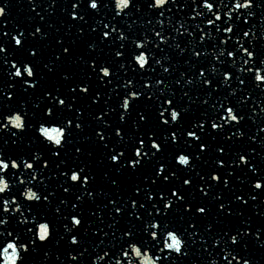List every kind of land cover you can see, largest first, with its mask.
I'll list each match as a JSON object with an SVG mask.
<instances>
[{
  "label": "snow or ice",
  "instance_id": "6c2138e0",
  "mask_svg": "<svg viewBox=\"0 0 264 264\" xmlns=\"http://www.w3.org/2000/svg\"><path fill=\"white\" fill-rule=\"evenodd\" d=\"M82 2L83 0H74L71 3L72 11L61 9L75 22L69 23L68 27H75L77 36L68 41L67 45L62 38H57L56 43L60 46V51L54 54L53 59L43 64L48 73L54 72L64 57H72L73 48L84 35V28L80 25H87L88 21L85 18L87 12L83 11L82 14ZM55 3L56 0H52L45 10L50 12ZM110 3L114 11L111 20L107 23L96 20L89 30L91 33L99 31V43L107 44L112 59L98 62V57L84 60L82 56H78L76 59L87 65L90 72L85 73L80 82L69 85L66 95L61 93L59 87L54 91H44L43 97H38L37 102L32 104V110L28 109L27 100L17 98V88L30 98L37 87H42L41 81L45 76L42 73L38 75L35 67L40 62L36 59L40 49L26 48L25 42L28 37H38L44 41L49 33L37 25L34 31L27 32V35L25 30L12 35L14 45L26 50L29 57L33 58L31 60L13 58L6 47L0 44V62L10 64L13 69L6 73L10 82L0 86V134H8L7 138L0 136L4 144V147H0V229H3L0 230V264H29L30 256L40 250V245H47L56 231L48 211H51L58 221L63 222L61 226L63 233L67 234L68 244L76 249H83L76 255L69 251V261L84 264L83 257L89 249L84 246L86 241L81 236L80 229L86 223H91L84 220V207L87 202L94 204L96 196L99 195L107 198V204L103 205V208L108 209L111 218L108 228L116 229L108 242L109 249H115L111 252L108 264H179L190 255L191 246L196 243L194 237L199 235L201 246L204 247L205 235L213 230L214 225L208 223L201 232L200 225L196 222L197 217L206 218L211 209L203 203L193 207L189 200L191 192L186 196L183 191L184 187L192 188V177L183 179L180 186L168 188L167 185L180 179L178 172L181 169L185 172L195 169L193 161L201 160V154L209 152V140L215 141L219 138L235 141L245 136L246 133L239 127L245 119V116L240 114V106L250 93L246 92V95L237 99L235 106L229 102V97H235L238 91H246L240 89L239 85L246 84L249 74L253 90L259 89L261 94H264V55L257 51V43L264 41V27L260 28L257 35L256 25L249 26L250 20L255 16L251 9L261 5L256 4L255 0H231V7L225 0H191V13L177 19L176 15L171 14L170 5L177 6L178 0H146L149 11L145 15L154 12L155 16L147 21L149 27L145 31L130 36L113 21L117 17L131 16L133 8L140 12L145 4L137 0H110ZM9 6L8 0L0 3V18L7 14L6 9ZM187 7L185 0L184 4L178 5L177 14ZM108 8L109 2L87 0V9L96 14ZM36 15L41 21L45 20L40 13ZM120 23L125 21L122 19ZM260 23L264 25V16L260 17ZM48 27L52 25L49 24ZM141 27L145 25L142 24ZM132 29L133 25L127 24V30ZM3 35L7 37L8 33ZM260 47L264 48V43H261ZM87 49L89 52L103 51L98 48L95 40L87 44ZM170 52H174L177 58H183V64L187 68V71H179V78L171 83L169 78L178 70L179 60L174 61ZM113 65H116L115 69ZM246 65L248 67H245ZM81 71L83 72V69ZM93 75L99 82V88L109 89L108 94L98 88L89 95L92 91L90 81ZM61 79L70 81L73 77L62 73ZM233 80L237 82V87H232ZM117 81L122 83L117 84ZM172 84L180 86L182 90L185 87L207 90L203 93V99L199 100L204 110L187 126L185 124L192 112L191 105L196 101L192 100L188 91H182L178 98ZM225 89L227 94L223 95ZM214 93H221L223 96L222 100L220 95L215 97L221 101L218 106L210 104ZM105 95L107 98L104 99V109L93 119L101 125L95 132L97 143L102 150H106V159L116 174L115 178H111L107 172L104 173L105 179L116 187V197L102 190H91L90 186L96 177L86 164L81 162L68 166L67 160L61 159L62 154L67 155L65 150L72 144L70 138L74 131H84L83 109L74 107L77 100L87 98L90 107L98 104ZM113 97L117 100L116 106L110 103ZM185 98L188 102L181 103ZM44 100L48 103L41 108ZM133 110L136 111L138 119L132 121V131H125L119 125L128 122ZM37 111L42 113L39 118ZM252 111L255 112V108ZM73 112L74 116L65 115ZM260 112L264 113V108H261ZM113 114H118V126L115 128L106 118ZM248 118L252 119L251 116ZM253 122L255 123L254 120ZM233 127L236 128L234 132ZM30 132L33 135L26 140V134ZM258 132H264V127L259 128ZM249 140L255 141L256 135L250 136ZM37 142L45 145L49 158L58 160L55 165L57 169H65L59 172V176L64 178L59 187L65 194L73 193L74 202L61 198L57 204H52L51 197L55 196V191L48 190L49 185L42 175L50 167L49 158H45L40 150L32 149V145ZM21 145H24V148H21ZM261 145L264 146V137L261 138ZM7 147L20 150L6 154ZM173 147L175 152L169 155L174 159V165L169 167L165 162L164 153ZM188 149L196 150L189 152ZM251 151L254 149H249V152ZM81 152L80 147L75 148V159L79 158L78 154ZM215 152L218 154L213 161L216 169L206 177L196 172V176L203 182L198 186V190L205 197L213 187L219 186L221 181L223 187L227 188L231 183L229 178L237 168L247 166L253 174L258 173L257 168L251 164L250 157L242 152L233 153L236 158L229 159L227 163L224 158V144L217 145ZM88 155L91 156L92 153L89 152ZM149 165L153 166L154 171L133 182L130 194L121 197L118 177L124 173L129 177L138 176L140 171ZM220 170L224 172L223 177ZM37 180L39 183L34 184ZM251 187L253 190L264 192V175L258 174ZM194 199L192 197V200ZM212 199L221 201L217 205L219 213L227 216L234 214L229 207L230 202L224 200L222 192H217ZM234 199L248 203L241 195L234 196ZM249 199L254 201L257 196L251 195ZM36 206H43L47 211H34ZM96 208V211L90 209L89 214L99 218L101 206L97 205ZM26 212L28 215H25ZM185 214L186 224L183 223L186 220ZM177 215L179 226L173 222ZM13 216L16 226L8 230ZM125 216L132 219L127 222V227L121 230L118 225ZM88 231L85 227L84 232ZM97 232L105 238L109 236V233L102 229L93 230L92 235L95 236ZM249 235L254 236L255 240L264 246L261 241L264 228L261 227L256 228L255 232L244 227L235 229V234L228 231L217 233L211 244L213 248L222 246L220 251L227 264H233L234 260L237 264H251L249 258L240 256L235 247H230L242 245L244 238ZM64 239L65 235H60V240ZM113 241L116 243L113 244ZM88 243L91 244V241ZM103 243L104 240H101L100 244ZM204 250L208 251L207 247H204ZM48 255V252L44 253L46 259ZM208 255L211 258L206 264H219L211 252H208ZM106 257H110L109 250L95 256L92 264H99ZM57 259L59 260V257Z\"/></svg>",
  "mask_w": 264,
  "mask_h": 264
},
{
  "label": "water",
  "instance_id": "95a60500",
  "mask_svg": "<svg viewBox=\"0 0 264 264\" xmlns=\"http://www.w3.org/2000/svg\"><path fill=\"white\" fill-rule=\"evenodd\" d=\"M74 0H56V3L52 5L51 11H46L45 9L52 3V0H8L9 7L6 9V15L3 18H0V44H3L8 53H11L13 58L17 60H31L32 57H29L26 50H21L17 46L14 45L11 37L12 35L17 34L20 30H25V35L27 32L34 31L37 25H40L44 31L49 33V36L46 40L41 41L37 37L33 39L32 37H28L27 41L25 42V46L27 47H38L40 49V54L36 59H39V63L35 65L37 69V73L43 74L45 79L41 81L42 87H37L34 93H31V96L27 94L21 93L19 91V87L17 88V98L24 99L28 101V109L32 110V104L37 102L38 97H43V92L54 91L56 87L61 89L62 94H67V88L69 85L75 84L80 82L82 78L85 77V73L90 72V69L87 65L82 64L76 58L78 56H82L84 60H91L93 58L98 57V62L100 60L107 61L112 59L111 52L107 44H100L99 43V31L96 33L90 32V26L94 24L96 20H102L103 22L107 23L111 20L112 16L114 15V11L112 10V5L110 0H103V2H109L108 9H102L100 14L94 13L92 10L87 9V0H83L81 3L82 14L83 11L87 12L86 20L88 21L87 25H80L84 28V35L77 41V45L73 48V55L71 58L64 57L60 66L52 73H48L46 69L43 68V64L47 63L49 59L54 58V54L60 51V46L56 43L57 38H62L67 45L68 41L75 39L77 36L76 28L73 27L69 29V23H75L70 20L68 13L62 11V8H67L68 11H72L71 3ZM137 2L145 4L144 7L141 8L140 12H136L135 9H131L132 15L131 16H122L117 17L114 23H116L119 27L126 31V34L132 35L133 33L139 34L141 31H145L147 27V21L155 16V13H151V15H145L149 10L146 7V0H137ZM215 2V0H214ZM225 2L231 7V0H225ZM0 3H3V0H0ZM185 0H178V5L184 4ZM188 7L185 9H181L180 12L177 14V6L172 7V15H176L177 19L181 16H184L192 11L191 0H187ZM256 4H260L261 7H253L251 9L255 12V16L250 20V25H256V33L259 35V30L261 27H264L260 23V17L264 16V0H255ZM35 8V10H33ZM198 11L201 9H197ZM40 13L45 17L44 21H41L39 16L36 14ZM168 15V14H166ZM210 15V14H209ZM34 17V19H30ZM124 20L125 23H120L121 20ZM165 19V18H161ZM51 24L52 27H48ZM127 24H132L133 29L132 31L127 30ZM145 25V27H141V25ZM159 30V29H157ZM191 30V29H190ZM170 31V30H169ZM3 33H8V36L5 37ZM151 35V33H149ZM198 35V33H197ZM247 39V38H246ZM93 40L96 41L98 48H102L103 51H92L89 52L87 49V44L92 42ZM264 43V41L257 43V51L259 54L264 55V48L260 47V44ZM183 46V45H182ZM247 46V45H246ZM159 55V53H157ZM173 55L174 61L179 60V67L176 72L173 73L172 77L169 78V83L172 80L179 78V71H187L186 66L183 64V58L175 57L174 52H170ZM209 59H211L209 57ZM223 59V58H222ZM119 63V61H117ZM221 67L220 65H217ZM114 69L116 65H113ZM245 67H248L247 65ZM83 69V72L81 71ZM7 71H13L10 68V64L5 65L0 62V86H3L4 83L10 82L7 78ZM160 69L157 66V72ZM171 71V69H170ZM67 73L72 75L73 79L70 81H63L61 79V74ZM123 75V73H120ZM191 74V73H189ZM247 82L244 85H239L240 89H244L246 91H238L235 97H229V102L235 106L236 100L239 99L241 96L248 95L247 99L241 104L240 114L245 116L244 121L239 126L242 131L246 134L244 137L236 139L235 141H224L221 139H217L215 141L209 140L211 148L209 152L202 153V159L199 161L194 160L196 167L191 172H185L181 169L178 172V176L180 177L179 180H173L170 184L167 185L168 188L173 186H180L182 184L183 179L188 178L189 176L193 178L192 188L188 189L184 187L183 191L187 196L189 192H191V196H189V200L193 203V207L198 204L203 203L207 205L211 211L209 212L206 218L197 217L196 222L200 225V231L203 232V228L206 224L212 223L214 225L213 230L211 233L205 235V245L208 251L204 250V247L201 246L199 235L194 237L196 243L191 246L190 255L179 262V264H206V261L210 259L208 252L212 253L218 261L219 264H227V261L223 259V253L220 251L222 246H217L215 248L212 247L211 241L215 238L217 233H222L224 231H228L230 234H235V229L237 228H244L248 227L251 229L252 232H255L256 228L261 227L264 228V192L253 190L251 187V183L255 181L257 175H264V146L261 145V138L264 137V132H258L259 128L264 127V113L260 112L261 108H264V94H261L259 89L253 90V85L251 81V75L249 74L246 78ZM92 85V91L89 95H92L95 90L99 88V82L96 80L95 75H93L92 80L90 81ZM122 83V81H117V84ZM110 87V86H109ZM173 89L178 95H182V91H188L190 96L192 97L193 101H196L191 105L192 112L189 114L186 120L185 126L191 122L192 119L197 118L201 111L204 110V107L199 103V100L203 99V93L207 90H202L199 87L196 88H188L185 87L183 90L180 86L172 84ZM232 87H237V82L233 80ZM105 94L109 93V89L99 88ZM31 92V90H30ZM119 93V88L117 89ZM158 94V93H157ZM227 94V89L223 90V95ZM217 95L221 96V100L223 96L221 93H214L213 99L210 100V104H216L217 106L221 102L217 100L215 97ZM107 98V95L104 96L100 100L98 104L88 106L90 101L87 98L78 99L75 103L74 107L82 108L84 112V131L83 132H75L73 133L72 137V144L67 146L65 150L67 155L61 156V159H65L68 162V166L75 164H80L83 162L88 166V168L94 173L96 179L93 184L90 186L91 190H102L105 193H111L112 197L117 196L116 187L112 186L109 180L105 179L104 173H108L109 177L115 178L116 174L113 170H111V166L106 159L105 152L106 150H102L100 145L97 143V137L95 136V132L101 125L93 119V117L99 114L104 109V99ZM188 99L185 98L181 103H187ZM11 103V102H10ZM48 102L44 100L43 104H41V108L44 107ZM110 103L113 106L117 105V100L113 97ZM255 108V112L252 109ZM42 113L37 111V118ZM65 115H75L73 113H65ZM151 117V114H149ZM251 116L252 119L248 117ZM109 122L112 124V127L115 128L118 126V114H113L106 117ZM134 119H138L136 115V111L133 110L131 116L128 117V122L125 125H119L125 129V131H132L131 124ZM255 121V123L253 122ZM35 122V121H33ZM146 127V126H145ZM112 129H105V131H111ZM227 130V126H226ZM236 130L235 127L232 128L234 132ZM33 133H27L25 139L27 140L31 137ZM256 135V140L251 141L249 140L250 136ZM4 138H7L8 134L3 133L0 134ZM115 139V138H114ZM219 144H224L226 146V156L224 157L226 163L229 159H233V153L235 152H242L243 154L250 157V162L253 166H255L258 170L257 174H253L249 171L247 166H243L241 168L235 169L234 175L230 177L231 183L227 188L223 187V183L219 186H215L210 190V193L207 197L203 196L199 190L198 186L202 185L203 182L196 176V172H199L201 175L205 177L211 173V171L216 169V165L213 161L218 157V154L215 152V147ZM0 147H4L3 139H0ZM24 148V145L20 146ZM80 147L82 152L78 154L79 158L75 159L77 154L75 153V148ZM32 149H38L42 153H44L45 158H49L48 149L45 145L41 142H37L32 145ZM32 149H25L26 151H30ZM249 149H254V151L249 152ZM20 149H14L12 147L5 148L6 154H10L12 152H19ZM196 149H188L189 152H193ZM154 151V150H153ZM91 152L92 155L89 156L88 153ZM175 148H169L165 151L164 155L166 157V163H168L169 167L174 165V159L169 153H174ZM50 167L46 169L42 175L45 177L46 182L49 185V191H55V196L51 197L52 204L55 205L59 202V199L66 198L70 202H74V194L68 193L65 194L62 188L59 185L63 181V177L59 176V172L65 170L63 167L61 169H57L55 165L58 163L56 158H49ZM39 168V165H37ZM180 167V166H176ZM153 166L149 165L145 169H142L138 176H131L129 177L127 173L121 174L119 179L120 193L121 197L127 196L131 192V186L133 182L137 179L142 178L144 174L149 172H153ZM221 175L223 177L224 172L220 170ZM50 178V179H49ZM239 178V179H238ZM34 184H38L39 181H34ZM211 183V182H209ZM67 186V185H65ZM159 186V185H158ZM76 186H74L75 188ZM222 192L223 198L226 201H229V207L231 211L234 213L232 216H227L221 214L217 211V205L221 201H214L212 197L217 193ZM241 195L244 197L245 200L248 201L247 204L242 203L234 199V196ZM255 195L257 196L256 200H250L249 196ZM192 197L195 199L192 200ZM22 199V197L20 198ZM27 203V202H26ZM107 204V198L103 195L96 196L95 203L87 202L84 207V220L91 221L90 224H85L81 227L80 232L83 239L86 241L85 247H88L89 251L83 257L84 264H92V261L95 256L101 255L103 251L109 250L110 257H106L104 261L99 262V264H108V260L111 258V252H114L115 249H109L108 242L112 239V233L116 231L115 228L109 229L108 224L111 223V218L109 216V212L107 208H103V205ZM100 205V217L97 218L95 215H90L89 210L96 211V206ZM31 206V205H30ZM110 207V206H109ZM175 207V206H174ZM182 210V205L180 206ZM34 211L44 212L47 209L43 206H36L34 207ZM25 215H28L27 212ZM48 215L50 216L52 223L55 225L56 231L53 233L52 239L48 241L47 245H40V250L32 254L29 258V264H79L78 261H69L67 253L72 251L73 255H76L78 251H82L83 249H76L74 246H70L67 242V234L63 233L62 228V221H58L55 216L52 215L51 211H48ZM186 220L183 223H187V214H185ZM132 219L125 216L121 219L118 227L123 230L127 227V222ZM102 221V222H101ZM241 221L250 222L247 224H242ZM173 222L177 223L178 226L180 224L178 215L173 218ZM15 216L12 217L11 222L8 226V230H11L15 227ZM139 226V225H138ZM88 228L89 231L87 233L84 232V228ZM96 229H102L105 232L109 233L107 238L100 235L99 232L95 236L92 235V231ZM3 230V229H0ZM65 235L64 240H60V235ZM227 239V237H225ZM104 240L103 244H100V241ZM59 241V243H57ZM91 241V244L88 243ZM261 241L264 242V235L261 237ZM116 241H113L115 244ZM99 245V247H97ZM118 247V245H117ZM235 247L237 252L240 256H244L250 259L251 264H264V246H262L261 242L255 240L254 236L249 235L248 237L244 238L242 245L237 246H230ZM95 248L96 250L93 251L92 249ZM48 252V258L46 259L44 253ZM59 257V260L57 259ZM231 259V257H229ZM233 264H237L234 260Z\"/></svg>",
  "mask_w": 264,
  "mask_h": 264
}]
</instances>
